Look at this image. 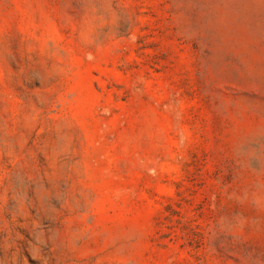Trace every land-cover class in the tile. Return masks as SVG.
Masks as SVG:
<instances>
[{"label": "rangeland", "instance_id": "rangeland-1", "mask_svg": "<svg viewBox=\"0 0 264 264\" xmlns=\"http://www.w3.org/2000/svg\"><path fill=\"white\" fill-rule=\"evenodd\" d=\"M0 264H264V0H0Z\"/></svg>", "mask_w": 264, "mask_h": 264}]
</instances>
